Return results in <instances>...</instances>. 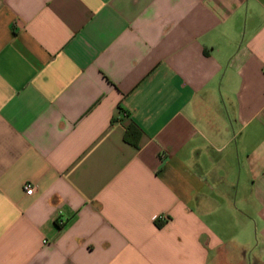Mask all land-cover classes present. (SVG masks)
I'll return each instance as SVG.
<instances>
[{"label":"crops","instance_id":"obj_1","mask_svg":"<svg viewBox=\"0 0 264 264\" xmlns=\"http://www.w3.org/2000/svg\"><path fill=\"white\" fill-rule=\"evenodd\" d=\"M0 264H264V0H0Z\"/></svg>","mask_w":264,"mask_h":264},{"label":"trees","instance_id":"obj_2","mask_svg":"<svg viewBox=\"0 0 264 264\" xmlns=\"http://www.w3.org/2000/svg\"><path fill=\"white\" fill-rule=\"evenodd\" d=\"M139 132L137 131V129L134 127V126H130L129 128H128V130H127V140L128 141H130V138L131 137H137V136H139ZM159 226H161L160 224H159Z\"/></svg>","mask_w":264,"mask_h":264},{"label":"built area","instance_id":"obj_3","mask_svg":"<svg viewBox=\"0 0 264 264\" xmlns=\"http://www.w3.org/2000/svg\"><path fill=\"white\" fill-rule=\"evenodd\" d=\"M25 189L28 195H33L34 186L32 184H26ZM159 220H163V218L160 217Z\"/></svg>","mask_w":264,"mask_h":264}]
</instances>
